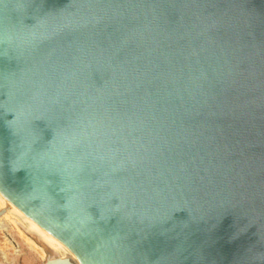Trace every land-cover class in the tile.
<instances>
[{"label":"water","instance_id":"1","mask_svg":"<svg viewBox=\"0 0 264 264\" xmlns=\"http://www.w3.org/2000/svg\"><path fill=\"white\" fill-rule=\"evenodd\" d=\"M0 209L46 264H264V0H0Z\"/></svg>","mask_w":264,"mask_h":264},{"label":"rangeland","instance_id":"2","mask_svg":"<svg viewBox=\"0 0 264 264\" xmlns=\"http://www.w3.org/2000/svg\"><path fill=\"white\" fill-rule=\"evenodd\" d=\"M5 223L6 225H4ZM16 231V228L12 225L10 220L6 219L1 222L0 263L10 264L12 261L11 264H46L38 254L35 247L26 238L22 237L18 231ZM17 233H19V235ZM26 242L28 244L30 243V245L28 246ZM31 246H33V248Z\"/></svg>","mask_w":264,"mask_h":264},{"label":"bare ground","instance_id":"3","mask_svg":"<svg viewBox=\"0 0 264 264\" xmlns=\"http://www.w3.org/2000/svg\"><path fill=\"white\" fill-rule=\"evenodd\" d=\"M6 219H8V220H10L8 217H7V215L0 209V224H1V222L2 221H5ZM3 224V223H2ZM4 225H6V223L4 224ZM13 225V224H12ZM10 227V226H9ZM17 232V231H16ZM18 235H19V233H17ZM21 235V234H20ZM18 237V236H17ZM23 237V236H22ZM21 239H23V238H21ZM24 240H26V239H24ZM24 244H25V242H24ZM26 244L29 246L30 245V243L28 244L27 242H26ZM25 246V245H24ZM23 246V247H24ZM32 248H33V246H31ZM28 249V248H27ZM31 254V253H30ZM25 255V254H24ZM26 256V255H25ZM36 256V255H35ZM15 259V258H14ZM13 259V260H14ZM30 259V258H29ZM3 260V259H2ZM11 263H12V261H11ZM10 263V264H11ZM1 264V263H0ZM3 264V263H2ZM14 264V263H13Z\"/></svg>","mask_w":264,"mask_h":264}]
</instances>
